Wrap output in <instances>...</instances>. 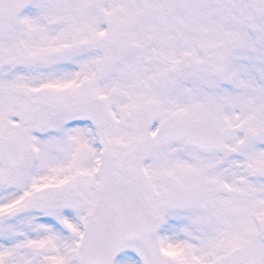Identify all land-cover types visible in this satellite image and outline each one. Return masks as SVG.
Instances as JSON below:
<instances>
[{"label": "snow or ice", "instance_id": "1", "mask_svg": "<svg viewBox=\"0 0 264 264\" xmlns=\"http://www.w3.org/2000/svg\"><path fill=\"white\" fill-rule=\"evenodd\" d=\"M0 264H264V0H0Z\"/></svg>", "mask_w": 264, "mask_h": 264}]
</instances>
